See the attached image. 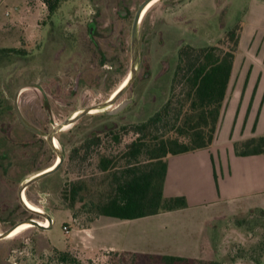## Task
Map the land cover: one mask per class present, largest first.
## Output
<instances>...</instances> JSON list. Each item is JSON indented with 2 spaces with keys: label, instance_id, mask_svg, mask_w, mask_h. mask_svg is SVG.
<instances>
[{
  "label": "rangeland",
  "instance_id": "1",
  "mask_svg": "<svg viewBox=\"0 0 264 264\" xmlns=\"http://www.w3.org/2000/svg\"><path fill=\"white\" fill-rule=\"evenodd\" d=\"M143 1L64 0L50 12L45 0H8L0 10V232L28 217L45 220L19 207V186L58 159L47 141L53 127L105 102L128 77L132 22ZM236 25L241 39L216 133L234 148L237 139L264 132V0H156L139 23V60L127 90L107 109L57 132L62 165L25 189L32 204L52 215L51 226L31 225L1 239L0 264H67L55 249L68 250L78 264H164L157 256L174 251L191 256L176 264H264V217L258 212L233 213L226 206L135 219L103 215L88 226L94 204L113 191V176L98 169L94 151L87 160L69 158L74 145L108 120L101 114L123 99L132 101L114 114L119 126L145 120L161 107L171 95L180 45L216 44ZM64 131L63 144L58 137ZM102 136L100 150L111 154L122 152L136 134H124L120 144ZM221 177L215 176L224 193L230 177ZM76 181L83 188L69 208L63 189Z\"/></svg>",
  "mask_w": 264,
  "mask_h": 264
},
{
  "label": "trees",
  "instance_id": "2",
  "mask_svg": "<svg viewBox=\"0 0 264 264\" xmlns=\"http://www.w3.org/2000/svg\"><path fill=\"white\" fill-rule=\"evenodd\" d=\"M63 1L45 0L50 12H54ZM240 37L241 27L236 25L228 29L216 44L180 45L178 63L171 83V95L160 108L147 119L132 125L119 126L112 120L114 114H101L108 120L102 122L99 128L90 130L79 144L72 147L70 160H87L94 151L98 155V169L113 176V191L108 197L94 204L96 215H88V226L103 215L135 219L188 205L184 195H164L167 157L208 148L213 143ZM5 50L19 51L16 48H3V51ZM129 131H133L136 137L125 145L122 152L109 154L100 150L103 134L109 135L113 142L120 144L123 135ZM69 132L64 131L59 135L61 143L64 144L63 137ZM234 149L239 155L264 153V135L236 141ZM120 161L123 164H120ZM82 188L83 184L76 181L70 182L63 189V195L70 200L69 208L74 207ZM18 205L27 211L20 201ZM255 212L264 217L262 208L248 210L249 214ZM55 250L60 262L80 263L68 250ZM141 256L156 257L149 253ZM157 257L164 264H176L191 259L180 254H160ZM198 261L204 264H218L213 260Z\"/></svg>",
  "mask_w": 264,
  "mask_h": 264
},
{
  "label": "crops",
  "instance_id": "3",
  "mask_svg": "<svg viewBox=\"0 0 264 264\" xmlns=\"http://www.w3.org/2000/svg\"><path fill=\"white\" fill-rule=\"evenodd\" d=\"M7 2L8 0H0V10ZM234 63L236 65V61ZM235 65L233 64V69ZM259 135H264V132L259 131L255 136ZM238 140L242 138L236 141ZM231 143L226 145L220 142L216 133L213 143L208 148L169 155L164 195L167 197L184 195L188 205L179 208L180 210L207 209L208 212H220L229 206L233 213H243L251 208L264 209V153L239 155L235 152L233 145H230ZM197 171L201 172L196 175V181L199 177L200 184L195 181L194 172ZM204 174L206 181H209L206 188L202 184ZM216 174L218 180L219 176H223L221 177L223 180L225 177H230L225 181L224 193L222 187L220 190V182L216 180ZM179 182L185 183L187 187ZM181 187L184 189L181 190ZM168 254L191 257L179 251Z\"/></svg>",
  "mask_w": 264,
  "mask_h": 264
},
{
  "label": "water",
  "instance_id": "4",
  "mask_svg": "<svg viewBox=\"0 0 264 264\" xmlns=\"http://www.w3.org/2000/svg\"><path fill=\"white\" fill-rule=\"evenodd\" d=\"M150 1L151 0H144L140 4V6L138 7V9L135 12L134 19L132 22L131 48L133 51V58H132V65H131V70L129 73L128 80L125 82V84L121 88H119L117 90V92L114 95L110 96L105 102L100 103L98 105L82 108L76 114L70 116L69 118H67L63 122L56 124L53 127V129L47 134V141H48L49 145L57 152V156L59 157V162L48 170L43 169V170L27 177L26 179H24L21 182V184L19 186L18 193H19V199H20V202L22 203V205L27 210H29L30 212H32L34 214L41 215L44 218H47L49 220V224L46 226V225L42 224L37 218L28 217V218H25L23 220H20V221L14 223L9 228H7L5 231L0 232V240L7 238L9 234H11L19 225H21L23 223H30L31 225L37 226L41 229H46V228H49L51 226L52 220H53L52 215L49 214L48 212L44 211V210H35L33 208H30L23 198V193L25 192L26 187L28 185H30L31 183H33V182H35V181H37V180H39V179H41V178H43L49 174L55 172L56 170H58L62 161L64 160V158H65L64 152L62 150H60L54 144L55 134L57 132L65 129L66 127L72 125L75 121H77L79 118H81L83 115H85L87 113L107 109L108 107L113 105L115 102H117V100L123 95V93L127 90L129 85L131 84L132 79L134 77V74L136 73L137 63L139 60V53H140V51H139V40H138L139 23H140L143 11L145 10L147 4ZM17 93H18V91L15 93L14 107H15V110L17 111L18 115L20 116L19 111H18V105H17ZM131 101H132V99H130V98L123 99L122 101L116 103L112 108L106 110V113L116 114L119 111L123 110Z\"/></svg>",
  "mask_w": 264,
  "mask_h": 264
},
{
  "label": "flooded vegetation",
  "instance_id": "5",
  "mask_svg": "<svg viewBox=\"0 0 264 264\" xmlns=\"http://www.w3.org/2000/svg\"><path fill=\"white\" fill-rule=\"evenodd\" d=\"M156 0H152L147 6H146V8H145V10L143 11V14H142V17H143V15H144V13L147 11V9L155 2ZM140 6V5H139ZM138 9V8H137ZM128 12V11H127ZM136 12V11H135ZM129 13V12H128ZM135 15V14H134ZM142 17H141V19H142ZM133 19H134V17H133ZM141 21V20H140ZM91 24V25H90ZM95 21L94 20H90L89 21V25H90V27H91V31H92V29H93V27L95 26ZM103 58H104V56H103ZM103 62H104V60H103ZM127 79V78H126ZM126 79L123 81V83L121 84V86H123V84L125 83V81H126ZM120 86V87H121ZM119 87V88H120ZM118 88V89H119ZM117 89V90H118ZM117 90L113 93V94H115L116 92H117ZM57 140V138L55 137L54 138V144L59 148V143H58V140ZM56 141V142H55ZM56 162H59V158L58 159H56L55 158V160H54V162H53V164L52 165H54ZM51 165V166H52ZM51 166H49V167H51ZM48 167V168H49ZM46 169V168H45ZM26 194V193H25ZM25 199L27 200V202H30V200L27 198V195H25ZM30 204L32 205V206H34V207H36V208H38L36 205H34V204H32L31 202H30ZM47 221V219H45V220H41V222L43 223V222H46ZM44 224V223H43ZM46 224H48V221H47V223Z\"/></svg>",
  "mask_w": 264,
  "mask_h": 264
},
{
  "label": "bare ground",
  "instance_id": "6",
  "mask_svg": "<svg viewBox=\"0 0 264 264\" xmlns=\"http://www.w3.org/2000/svg\"><path fill=\"white\" fill-rule=\"evenodd\" d=\"M151 1H152V0H151ZM151 1H150V2H151ZM150 2H149V3H150ZM149 3H148V4H149ZM148 4H147V5H148ZM128 78H129V75H128L126 81L128 80ZM126 81H125V82H126ZM124 84H125V83H124ZM124 84H123V85H124ZM121 87H122V86H121ZM121 87H120V88H121ZM112 95H114V94H112ZM112 95H111V96H112ZM76 113H77V112H76ZM76 113H74V114H76ZM56 141H57V140H56ZM56 141H55V142H56ZM55 146H56V145H55ZM58 158H59V157H58ZM57 163H58V162H56L55 164H57ZM55 164H54V165H55ZM54 165H52V166L49 167V168H46V170L52 168ZM25 195H26V194H25V192H24V193H23V198H24L25 202L27 203V205H28L30 208H33V209H35V210H42V209H40V208H36V207L32 206V205L30 204V202H27V200L25 199ZM45 219H47V218H45ZM38 220H39V219H38ZM39 221L41 222V220H39ZM47 221H48V224H49V220H48V219H47ZM47 221H46V222H43L44 225H46V226L48 225V224H46ZM41 223H42V222H41ZM43 223H42V224H43ZM28 226H31V224H30V223H23V224L19 225V226H18V227H17V228L11 233V234H13L14 232H16L17 230H21V229L26 228V227H28ZM11 234H9L8 237H9Z\"/></svg>",
  "mask_w": 264,
  "mask_h": 264
},
{
  "label": "built area",
  "instance_id": "7",
  "mask_svg": "<svg viewBox=\"0 0 264 264\" xmlns=\"http://www.w3.org/2000/svg\"><path fill=\"white\" fill-rule=\"evenodd\" d=\"M64 227H65V229H67L66 226H64Z\"/></svg>",
  "mask_w": 264,
  "mask_h": 264
}]
</instances>
